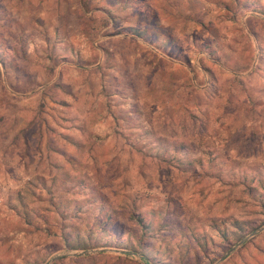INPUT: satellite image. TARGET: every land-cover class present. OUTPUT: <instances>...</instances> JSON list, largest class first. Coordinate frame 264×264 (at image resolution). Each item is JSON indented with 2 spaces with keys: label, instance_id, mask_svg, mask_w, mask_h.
Masks as SVG:
<instances>
[{
  "label": "rangeland",
  "instance_id": "obj_1",
  "mask_svg": "<svg viewBox=\"0 0 264 264\" xmlns=\"http://www.w3.org/2000/svg\"><path fill=\"white\" fill-rule=\"evenodd\" d=\"M256 181L264 0H0V264H264Z\"/></svg>",
  "mask_w": 264,
  "mask_h": 264
},
{
  "label": "water",
  "instance_id": "obj_2",
  "mask_svg": "<svg viewBox=\"0 0 264 264\" xmlns=\"http://www.w3.org/2000/svg\"><path fill=\"white\" fill-rule=\"evenodd\" d=\"M264 229V227H261L259 230H257V231H261V230H263ZM257 231H253V232H251L249 235H247V236H245L244 238H242L237 244H235L230 250H229V252H231L234 248H236L237 246H239V245H241L242 243H243V241H245L246 239H248L249 237H251V236H253ZM91 251H98V250H91ZM121 251H123V250H121ZM86 252H88V251H82V252H73V253H63V254H56V255H54V256H52L47 262H46V264H50L51 262H53V261H55L56 259H58L60 256H62V255H72V256H76V255H81V254H85ZM229 252H227L224 256H222L220 259H219V261H221V260H223L224 258H225V256L226 255H228V253Z\"/></svg>",
  "mask_w": 264,
  "mask_h": 264
},
{
  "label": "trees",
  "instance_id": "obj_3",
  "mask_svg": "<svg viewBox=\"0 0 264 264\" xmlns=\"http://www.w3.org/2000/svg\"><path fill=\"white\" fill-rule=\"evenodd\" d=\"M135 31H137V30H135ZM257 183V185L258 186H260L261 188H264V184H263V182L262 181H256ZM138 221L140 222L141 220H140V218H138ZM201 244H202V246H206V243H204L203 241L201 242ZM78 245H82V243H80V241H78L77 242V244H75L73 247L75 248L76 246L78 247ZM82 246H84V245H82ZM80 248V247H79ZM82 248H84V247H82Z\"/></svg>",
  "mask_w": 264,
  "mask_h": 264
}]
</instances>
